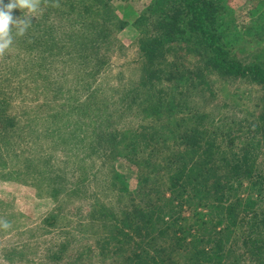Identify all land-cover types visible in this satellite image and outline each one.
Listing matches in <instances>:
<instances>
[{
    "label": "rangeland",
    "instance_id": "374dc122",
    "mask_svg": "<svg viewBox=\"0 0 264 264\" xmlns=\"http://www.w3.org/2000/svg\"><path fill=\"white\" fill-rule=\"evenodd\" d=\"M72 1L79 9L60 13L62 2L41 0L31 26L23 36L14 28L0 56V220L10 224L0 226V264H130L141 248L182 264L188 252L172 245L185 233L166 227L178 210L191 224L192 205L165 202L150 232L138 229V217L124 225L151 202L123 189L136 192L152 154L169 176L177 171L169 157L208 162L222 175L240 166L241 179L222 181L224 200L250 174L260 188L252 191L258 222L246 218L242 235L235 228L238 243L225 240L221 264H264V181H256L264 175V83L218 72L184 0H102L88 17ZM200 2L228 58L264 67V0ZM145 41L157 42L153 52ZM164 174L159 189L172 196ZM193 226L182 244L202 233Z\"/></svg>",
    "mask_w": 264,
    "mask_h": 264
},
{
    "label": "trees",
    "instance_id": "16d2710c",
    "mask_svg": "<svg viewBox=\"0 0 264 264\" xmlns=\"http://www.w3.org/2000/svg\"><path fill=\"white\" fill-rule=\"evenodd\" d=\"M55 1L59 3L62 2L61 0ZM97 1L103 3L102 0H91V4L86 0H80L82 3V5L80 4V9L85 10L87 17L94 12H100L93 8L96 6L95 3H97ZM72 2V0H64L62 4L66 5L67 8L66 10H60L58 12L63 13L79 9L78 3L76 7H73L71 5ZM184 3H186V6L189 7V11L192 13L191 21H193L192 25L194 30H196V32L200 35L199 37L202 38L204 43L212 52L210 61L218 72L231 73L241 76L251 73V75H254L259 82L264 83V67L259 64L242 65L240 61L228 58L226 52L220 44L218 35L207 26V19L209 17L208 11L204 8L200 0H184ZM155 42H143L144 51L146 53L148 51L153 52L155 50V45L157 44V42ZM133 144V146L131 145L133 147L131 148L133 154L130 153V157H132L134 161V156L139 153V150H137L138 147L137 144H135V141ZM152 156L153 154L150 156V159H146L147 161L145 164L150 167L146 173L144 172L145 174L142 172L143 175L139 178V184L136 188V192H128L126 187L123 190L132 200H135L138 197L139 200L137 203L140 201H145V204H147V201H154L153 204L158 203V209L154 210L151 202L146 206L142 204L138 208L134 209L135 215L134 212L127 213L125 217L126 221L123 220L124 225L127 227L130 226L131 223L129 221L135 220V217H138L140 222L138 229H144L145 231L150 232L151 228H153V225L156 223V211L160 213L162 211L160 206H162L165 202L170 205V208H175V201H177L175 198L177 199L178 197L189 206L192 205V216H195L194 221L191 224L183 225L186 224V221L181 212L178 210L177 213L174 212V214H171L172 216L169 221V226L166 225V228L172 230V234L175 233L173 226H176V231L185 233L182 234L183 236L179 232V236L174 235L175 243L172 245V247L176 250L184 249L185 252H188V255L185 254L186 257L184 260H181L183 261L182 264H190V262L191 264H200L199 261L201 257H205L207 261H211L213 264L223 263L222 249L225 240L230 237L229 240L233 238L235 240L233 245L238 243L240 236H238L237 233L241 232L240 235L243 234V231L241 230L244 228L243 224L245 223L246 218L254 222L252 226L257 225V216L259 213L256 208H254L256 201L252 191L260 188H258V186H256L257 188L255 187L256 182L252 180V183L250 178H248L250 177V174H247L245 178H247L249 184L247 183V186L243 189L246 190H240L241 192L238 191L236 194L234 193L229 195L224 200L225 195L221 188L223 185L222 181H224V183L234 181V177H239V179H241L239 171L240 166L231 164V170H224L223 172L225 175H222L217 171V169H215L216 167H211V164L208 162H199L198 164L195 162L193 163L194 165L187 166V163L183 162L182 159L179 160V158H177V160H174L173 157L172 159L169 157V161L172 163L171 166H173L174 169H177L172 176H169V169L162 170L163 167L161 166L160 159L158 158L159 160H154ZM234 168H238L239 170ZM163 171L166 173L167 179H172L169 183V188L167 187V190H169V193L172 196L164 197L165 192L159 189V185L161 183L160 179L161 177L164 178L165 175L164 173H161ZM175 177H182L181 184L176 182L177 180ZM256 181H258V183L264 181V175H258ZM248 186L250 188L253 187L251 188V191ZM258 193L261 194L260 191ZM242 211L245 212V214L240 218L239 215ZM52 220H56L55 215L48 217V222H52ZM261 223H264V218L261 219ZM193 224H195L197 228L202 231V233L199 236H192L191 240H188L187 238V241L182 244L183 239H185L184 237L194 235L192 234V229L194 228ZM209 225L211 226L210 229ZM236 227L238 232L235 230ZM124 232L125 233H123L122 237H126L125 235L127 231L125 230ZM153 238V235H151L148 241L153 240ZM231 241L232 240H230V242ZM248 243H252L253 247L258 246V241L251 242L246 239L244 241V245L247 246ZM250 245L251 244H249V246ZM230 246L232 245L229 244V247ZM189 248H197V250L191 251L192 255H189V253H191ZM257 250L258 248H255V251ZM156 255H158V253H154V255L151 256L150 252L145 248H141L140 251L135 250L133 252V260L129 259L131 260L130 264H164V261H168L166 264L179 263V260H175L172 256L163 259L157 257ZM232 261L235 262V260Z\"/></svg>",
    "mask_w": 264,
    "mask_h": 264
},
{
    "label": "clouds",
    "instance_id": "9594fccd",
    "mask_svg": "<svg viewBox=\"0 0 264 264\" xmlns=\"http://www.w3.org/2000/svg\"><path fill=\"white\" fill-rule=\"evenodd\" d=\"M41 0H9L5 4L4 0H0V56L10 48L13 43V29L16 30L17 36H23L32 24L34 13L40 10ZM14 9H20L23 14L22 18H15ZM0 226L7 229L10 224L5 220H0Z\"/></svg>",
    "mask_w": 264,
    "mask_h": 264
}]
</instances>
